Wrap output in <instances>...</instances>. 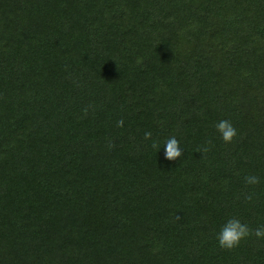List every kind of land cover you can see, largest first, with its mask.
Returning a JSON list of instances; mask_svg holds the SVG:
<instances>
[{
    "label": "trees",
    "instance_id": "trees-1",
    "mask_svg": "<svg viewBox=\"0 0 264 264\" xmlns=\"http://www.w3.org/2000/svg\"><path fill=\"white\" fill-rule=\"evenodd\" d=\"M232 216L264 224V0H0V264H264Z\"/></svg>",
    "mask_w": 264,
    "mask_h": 264
},
{
    "label": "clouds",
    "instance_id": "clouds-1",
    "mask_svg": "<svg viewBox=\"0 0 264 264\" xmlns=\"http://www.w3.org/2000/svg\"><path fill=\"white\" fill-rule=\"evenodd\" d=\"M123 126V120L117 121V127ZM216 131L219 133L220 139L225 143H231L233 138L237 135V129L231 120L221 119L215 124ZM144 139L151 140L152 132L145 131ZM157 151L163 147L164 159L167 161L176 160L182 155V148L180 141L171 136L164 140L162 143L152 141L151 145ZM205 148L203 151H207ZM246 185H257L260 183V178L256 175H246L244 177ZM247 200L252 199V195L246 197ZM254 236L256 239H264V224L259 225L254 230L248 224L243 223L239 218L232 216L225 220L220 226L219 231L216 233V240L220 248L231 250L238 247L241 241Z\"/></svg>",
    "mask_w": 264,
    "mask_h": 264
}]
</instances>
